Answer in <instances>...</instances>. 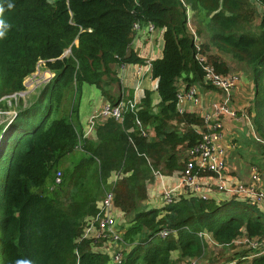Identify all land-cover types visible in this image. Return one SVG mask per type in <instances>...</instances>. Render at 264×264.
Masks as SVG:
<instances>
[{
	"label": "trees",
	"instance_id": "1",
	"mask_svg": "<svg viewBox=\"0 0 264 264\" xmlns=\"http://www.w3.org/2000/svg\"><path fill=\"white\" fill-rule=\"evenodd\" d=\"M263 6L264 0H0V20L8 25L0 37V98L25 90L40 61L54 73L30 106L21 104L13 119L0 124V264H119L99 249L102 243L82 239L110 189L127 217L114 250L121 264H183L192 258L264 264V213L258 207L194 194L162 207L144 204L156 173L184 170L189 148L200 139L196 126L205 129L197 113H179L176 105L180 78L186 88H210L194 34L209 35L201 54L218 73L228 74L230 65L210 52L209 42L250 69L254 97L248 111L264 152V22L254 24ZM189 7L197 24L192 31ZM135 24L164 29L163 56L152 62L160 101L154 103L147 91L123 122L109 118L97 138L85 137L78 116L81 84H96L117 103L120 97L108 92L103 77L113 76L120 90L113 66L144 61L131 49ZM0 107L7 108L1 101ZM136 117L153 127V137L142 136ZM69 157V168L59 170ZM115 173L122 176L108 184ZM165 228L176 233L160 237ZM174 251H180L178 259Z\"/></svg>",
	"mask_w": 264,
	"mask_h": 264
},
{
	"label": "built area",
	"instance_id": "2",
	"mask_svg": "<svg viewBox=\"0 0 264 264\" xmlns=\"http://www.w3.org/2000/svg\"><path fill=\"white\" fill-rule=\"evenodd\" d=\"M146 27L149 31L155 30L152 24ZM135 28L139 30L141 27L139 24H135ZM194 42L198 53L197 58L204 63V84L221 90L224 98L220 102H214L210 107L205 108L202 104L201 95L203 87L193 84L188 88H182L178 93V112H185V103H188L192 108V112L200 115L205 125L204 130H198L200 134L198 142L188 150V159L185 169L179 172L180 187L189 190L188 196L194 194L198 197L208 199L213 197L212 193L215 190L225 193L230 199H240L253 206L264 209V187L259 185L264 183V171L261 172L254 169L252 172L253 182L251 184H245L239 179H232L227 172V149L220 144L227 127H231L233 122H240L246 119L245 112L243 111V113H240L241 111L236 108L233 102V92L240 81V75L237 73H218L214 66L206 64V58L201 54L202 51L200 50L201 41L196 34H194ZM139 73L141 75V69L138 70V74ZM137 109L136 103L130 100H121L116 105L107 103L99 111L95 110L90 116L89 128L86 134H91L93 131L94 126L90 123L94 120L109 117L123 122L128 111ZM4 114H9L12 116V119L17 115L16 112H6ZM230 120L232 121L231 124ZM136 124L140 127L143 136L149 137L151 135L150 130L148 131L143 128V124L139 118H136ZM206 171L210 174L201 175V172ZM156 175H158V173H156ZM121 176L122 173L113 174L108 184L115 183ZM214 177L216 179H214ZM61 179L62 173L58 172L55 177V183L59 184ZM162 195L164 204H168L173 202L175 198H179V195L178 197L176 196L175 189H165ZM98 209L99 211L95 215L88 218L82 239H91L96 243L102 241L100 247L115 250L114 247L117 246V244L119 245V240L123 241L124 232L117 223V213L115 212H122L115 205V193L112 189L106 191L104 198L99 202ZM171 233H176V231L165 228L159 232V235L164 238ZM203 234L209 240H212L208 233L204 232ZM112 254L113 261L121 264V253L113 251ZM184 264L209 263L191 259Z\"/></svg>",
	"mask_w": 264,
	"mask_h": 264
},
{
	"label": "crops",
	"instance_id": "3",
	"mask_svg": "<svg viewBox=\"0 0 264 264\" xmlns=\"http://www.w3.org/2000/svg\"><path fill=\"white\" fill-rule=\"evenodd\" d=\"M188 18H189V30L192 28H197L196 19L193 17V11H191L190 7L188 8ZM191 14V16L189 15ZM260 23L264 22V11L261 12V7L259 8ZM257 16V17H258ZM191 21V22H190ZM259 25V24H258ZM140 29L136 30L133 40L131 42V49H133L139 57H141L144 61L142 63H126V64H115L113 66L115 73L121 81V88L114 93L111 94L116 98L120 97L117 100V103L121 100H130L136 103L137 107L142 104L143 99L145 98L146 92H152L154 103H158L160 101V97L157 93V83L158 80L153 77L152 74V62L158 58L163 56V48H164V39L163 33L164 29L155 28L153 31H149L148 28L144 25H140ZM192 31V30H191ZM202 36L206 37L208 42L209 35L204 33ZM198 37L202 42L203 37ZM204 42V41H203ZM210 52L216 55H222L230 65L229 73H233V71L237 70L241 73L240 82L238 86L235 88L233 92V102L240 113L245 112L246 119L240 122H233L231 127L226 128V132L224 133V137L222 138L220 144L227 149V172L231 176L232 179H239L243 181L245 184H251L252 180V172L254 169H257L261 172L264 171V152L260 149L259 143L261 142L256 134L255 128L252 124V117L249 114V107L252 104V100L254 97V89H253V81L251 71L247 67L238 66L236 62L225 54H222L218 47L214 45L212 42H209ZM235 64L238 68L234 69ZM141 69V75L138 74V70ZM53 78V77H52ZM180 91L185 87L182 78L179 81ZM210 87V86H207ZM111 93V92H110ZM202 104L205 108L211 106L214 102H220L224 95L221 90L215 88H202ZM111 103L108 101L107 97L103 94L102 90L96 84L90 83H82L81 84V94L78 103V116L79 121L82 125L83 132L85 130L84 136L90 138H97V128L99 125L103 124V121L109 119L108 118H99L97 120L92 121L90 124L94 126L91 134H86L89 128V118L93 114L95 110L99 111L105 104ZM116 103V104H117ZM112 104V103H111ZM115 104V105H116ZM177 105V104H176ZM186 112H192V108L185 103ZM129 112V111H128ZM135 112V110H134ZM198 115V114H197ZM200 116V115H199ZM201 117V116H200ZM138 118V117H136ZM135 118V124H136ZM113 119V118H112ZM119 122V121H118ZM142 122V121H141ZM230 120V124H231ZM143 124V123H142ZM137 125V124H136ZM138 126V125H137ZM140 128V127H139ZM143 128L151 131V135L149 137H153L154 131L151 126H144ZM198 131L200 126H196ZM141 130V129H140ZM141 133V131H140ZM143 136V135H142ZM146 137V136H144ZM147 137V138H149ZM179 172L174 173L173 175H163L158 173L156 175L155 180L149 184L148 186V199L144 203L146 206L151 207H162L164 204L162 192L165 189H175L176 196H188L189 190L180 187V179ZM211 176V175H210ZM213 177V176H212ZM214 179H216L214 177ZM264 187V183L259 184ZM212 196L219 202L229 200L230 198L222 192L213 191ZM263 213L264 209L259 208ZM117 220L120 216V212L116 211ZM127 217L125 216L124 224L126 223ZM118 223V222H117ZM119 227L122 226V222L118 223ZM124 232V230H123ZM124 235V233H123ZM100 243L102 241H99ZM98 242V243H99ZM99 249L105 251L106 253H110L113 255L112 249L99 247ZM98 249V250H99ZM180 256V251H174L172 253L173 259H178ZM196 259V258H192ZM191 259H185L184 263ZM183 263V264H184ZM233 264V263H226Z\"/></svg>",
	"mask_w": 264,
	"mask_h": 264
},
{
	"label": "rangeland",
	"instance_id": "4",
	"mask_svg": "<svg viewBox=\"0 0 264 264\" xmlns=\"http://www.w3.org/2000/svg\"><path fill=\"white\" fill-rule=\"evenodd\" d=\"M50 1L53 2L55 0H50ZM263 11H264V6L261 7V12H263ZM188 13H191V12H188ZM189 15L191 16V14H189ZM254 24H255V26L260 24V17L259 16L256 18ZM202 37H203L202 38L203 40L200 44V50L201 51H202L203 41L204 42L206 41V37H204V36H202ZM75 43H78V41L76 40ZM71 49H72V45H70L65 50V55H67V56L71 55V53H72ZM41 63H42L41 61L38 63L37 71L34 74H32L30 77L25 79V85H26L25 90L19 92L18 94L6 95V96H3L2 98H0V101L4 104V107L7 106V108L0 107V124H2L3 121L7 120L10 117L9 114H4V113H6V112H9V113L16 112L17 113L19 110L18 107H21V104H23L22 107L30 106L36 100V98L40 95L41 91L47 85V83L50 82V80L54 76V73L51 72L50 69H47L46 66H44V64H41ZM234 65L235 64H233L232 67ZM237 68L238 67L235 65L234 69H237ZM237 72L241 73L237 70L233 71V73H237ZM103 80H105L106 88H107L108 92L109 93L111 92L110 94H114L117 91V85L113 81V76H110V77L104 76ZM238 84L236 85V87L238 86ZM153 96H154V93H153ZM71 161L72 160L70 157L67 158L65 160V162H63V164L59 167V170L65 171L66 169H68L70 166L69 163ZM47 191H50L49 187H47ZM124 219H125V215L121 213L120 216L118 217L117 222L118 223L122 222V225H123ZM119 242H121V240H119ZM254 244H257V243L254 241ZM114 249L119 251L120 245L117 244V246H115ZM217 251H219V250H217ZM218 256L222 257V258H220V261H219V262H222V261H224L225 258L230 256V253H226L223 256H221V255H218Z\"/></svg>",
	"mask_w": 264,
	"mask_h": 264
},
{
	"label": "clouds",
	"instance_id": "5",
	"mask_svg": "<svg viewBox=\"0 0 264 264\" xmlns=\"http://www.w3.org/2000/svg\"><path fill=\"white\" fill-rule=\"evenodd\" d=\"M13 5L11 3L8 4V8H12ZM4 12V8L0 7V14ZM8 27L7 24L3 20H0V37H3L5 34V29ZM16 264H31V261L28 260H18Z\"/></svg>",
	"mask_w": 264,
	"mask_h": 264
}]
</instances>
